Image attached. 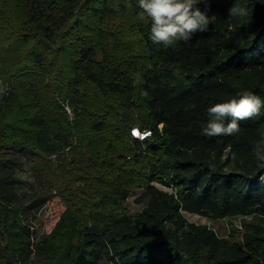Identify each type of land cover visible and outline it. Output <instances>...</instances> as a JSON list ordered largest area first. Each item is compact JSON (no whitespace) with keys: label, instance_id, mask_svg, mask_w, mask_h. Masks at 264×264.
Returning <instances> with one entry per match:
<instances>
[{"label":"trees","instance_id":"1","mask_svg":"<svg viewBox=\"0 0 264 264\" xmlns=\"http://www.w3.org/2000/svg\"><path fill=\"white\" fill-rule=\"evenodd\" d=\"M235 2L247 17L229 16ZM205 5L215 16L208 30L164 48L137 19L138 0H0V229L13 243L0 264H28L33 252L21 225L25 160L50 179L89 160L107 171L118 150L147 159L148 179L137 177L143 208L103 221L63 214L36 246L45 264H264V169L252 154L264 108L234 136L202 134L212 104L243 91L264 99V0ZM134 128L151 135L135 139ZM87 132L101 139L88 142ZM120 191L124 200L129 190ZM185 213L251 217V229L240 244Z\"/></svg>","mask_w":264,"mask_h":264},{"label":"rangeland","instance_id":"2","mask_svg":"<svg viewBox=\"0 0 264 264\" xmlns=\"http://www.w3.org/2000/svg\"><path fill=\"white\" fill-rule=\"evenodd\" d=\"M199 7L202 11L207 9L208 15L212 16L205 3L199 4ZM61 106L62 110L72 120L74 112L71 107L66 102ZM87 138L88 142L91 140L94 143L97 139H101L99 135L93 132H87ZM75 141L83 156L82 160H88L90 157L89 150L85 146L79 145L77 138ZM118 153L119 158L113 160L115 165L107 171L98 170L100 163L96 166L94 162L89 160L88 163L79 166L75 172L65 173L63 176L57 173L55 175L50 174L48 176L50 179H38L32 172L28 161L25 160L19 170L22 181L19 186L20 203L23 208H26L24 209L25 214L22 215L21 225L30 233V246L33 251L28 264H45L44 259L37 254L36 246L45 235L51 232L54 224L63 214L71 213L84 220L87 218L90 221H103L118 214L134 216L141 211L144 204H139L137 198L143 192V187L140 184L142 182L137 177L143 176L145 180L148 179H146L148 169H145L147 159L136 164L132 154L121 150H118ZM110 159H106V161ZM142 164L143 167H141ZM153 183L162 190L171 191L159 180H155ZM122 189L129 190V194L124 200H122L121 191L117 193L118 190ZM184 215L189 221L207 224L220 237L240 244H244L246 233L250 232L251 229L248 224L251 217L214 221L197 215L187 213ZM7 242L5 233L0 229V262H3L4 259L2 255H5L4 253L13 244L10 241L7 245ZM100 264L113 263L102 260Z\"/></svg>","mask_w":264,"mask_h":264},{"label":"clouds","instance_id":"3","mask_svg":"<svg viewBox=\"0 0 264 264\" xmlns=\"http://www.w3.org/2000/svg\"><path fill=\"white\" fill-rule=\"evenodd\" d=\"M206 0H138L137 19L150 24L149 39L154 45L171 47L178 42H188L197 32H205L215 16H209L207 9L201 10L197 5ZM230 17H247L249 9L234 3L228 10ZM139 79V74H137ZM8 86L0 80V97L7 94ZM141 95L147 96V91ZM239 98L214 103L207 108L208 121L202 134L206 137L234 136L240 129V122L261 115L264 99L257 94L243 91ZM230 122L225 124V120ZM252 154L257 166L264 169V138L256 140ZM235 158V157H233Z\"/></svg>","mask_w":264,"mask_h":264},{"label":"built area","instance_id":"4","mask_svg":"<svg viewBox=\"0 0 264 264\" xmlns=\"http://www.w3.org/2000/svg\"><path fill=\"white\" fill-rule=\"evenodd\" d=\"M131 135L135 139L145 140L146 138H148L151 135V131H149V130L140 131L138 128H134L131 130Z\"/></svg>","mask_w":264,"mask_h":264}]
</instances>
